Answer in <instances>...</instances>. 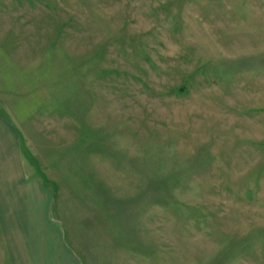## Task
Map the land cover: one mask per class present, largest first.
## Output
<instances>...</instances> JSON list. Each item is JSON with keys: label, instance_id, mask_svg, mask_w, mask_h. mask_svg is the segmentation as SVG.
<instances>
[{"label": "rangeland", "instance_id": "obj_1", "mask_svg": "<svg viewBox=\"0 0 264 264\" xmlns=\"http://www.w3.org/2000/svg\"><path fill=\"white\" fill-rule=\"evenodd\" d=\"M0 110L90 261L264 264V0H0Z\"/></svg>", "mask_w": 264, "mask_h": 264}, {"label": "crops", "instance_id": "obj_2", "mask_svg": "<svg viewBox=\"0 0 264 264\" xmlns=\"http://www.w3.org/2000/svg\"><path fill=\"white\" fill-rule=\"evenodd\" d=\"M18 132L0 110V264H96L68 242Z\"/></svg>", "mask_w": 264, "mask_h": 264}]
</instances>
